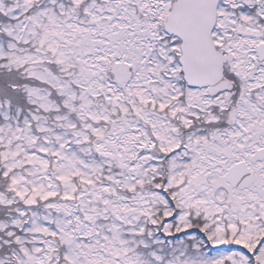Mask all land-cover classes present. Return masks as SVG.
Listing matches in <instances>:
<instances>
[{"label": "snow or ice", "instance_id": "obj_1", "mask_svg": "<svg viewBox=\"0 0 264 264\" xmlns=\"http://www.w3.org/2000/svg\"><path fill=\"white\" fill-rule=\"evenodd\" d=\"M0 264H264V0H0Z\"/></svg>", "mask_w": 264, "mask_h": 264}]
</instances>
